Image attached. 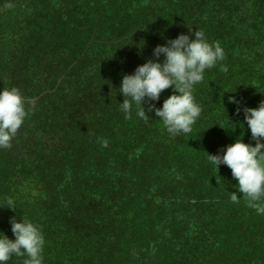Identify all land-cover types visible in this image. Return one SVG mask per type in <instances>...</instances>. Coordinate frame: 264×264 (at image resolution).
Instances as JSON below:
<instances>
[{
  "label": "trees",
  "instance_id": "1",
  "mask_svg": "<svg viewBox=\"0 0 264 264\" xmlns=\"http://www.w3.org/2000/svg\"><path fill=\"white\" fill-rule=\"evenodd\" d=\"M188 27L225 58L194 86L191 133L169 138L147 104L125 119L117 89ZM3 87L28 116L0 150V232L14 239L13 216L37 225L44 264H264V214L232 203L230 169L207 160L242 134L254 146L228 98L264 99V0H0Z\"/></svg>",
  "mask_w": 264,
  "mask_h": 264
},
{
  "label": "clouds",
  "instance_id": "2",
  "mask_svg": "<svg viewBox=\"0 0 264 264\" xmlns=\"http://www.w3.org/2000/svg\"><path fill=\"white\" fill-rule=\"evenodd\" d=\"M4 7L11 9L14 5L6 3ZM164 39V44L153 48L154 59L145 60L133 73L122 76L117 90L123 96V102L118 105L125 119L132 118L134 108L138 118L147 119L144 108L147 104V112H154L169 138H175L191 133L202 112L193 95L194 86L204 80L205 70L225 58V53L218 42L209 43L203 30L193 31L192 27H188L187 34ZM168 88L172 89V94L163 100L162 106L156 107L153 102L159 100L161 92ZM228 101L237 105V114L243 112L254 146L243 142L242 134L217 154H208L207 160L217 170L219 165L230 169L237 182L234 187L242 193L238 198L236 192H231L232 203L243 199L257 214H264V99L255 108L245 106L242 109L234 96H230ZM27 116L20 89L0 88V150L14 147ZM97 142L102 147L108 146L107 139L97 137ZM13 204L9 199L5 206L13 210ZM9 222L14 239L0 232V264H7L13 256L25 257L23 264H44L45 239L40 228L27 218L17 220L13 216Z\"/></svg>",
  "mask_w": 264,
  "mask_h": 264
}]
</instances>
